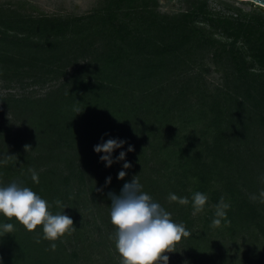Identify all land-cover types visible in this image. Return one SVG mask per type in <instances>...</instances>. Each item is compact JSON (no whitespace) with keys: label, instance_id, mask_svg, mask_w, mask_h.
Segmentation results:
<instances>
[{"label":"trees","instance_id":"16d2710c","mask_svg":"<svg viewBox=\"0 0 264 264\" xmlns=\"http://www.w3.org/2000/svg\"><path fill=\"white\" fill-rule=\"evenodd\" d=\"M185 1L183 12L169 15L157 12V0H103L95 14L74 19H36L0 8L6 88L66 77L41 97L0 96V161L14 156L0 163V187L18 182L31 188L52 214L63 211L76 228L49 241L42 226L29 232L0 215V264H119L120 255L114 261L111 251L117 229L108 193L119 195L134 176L191 233L184 246L199 264L239 262L205 233H192L196 192L208 197L207 232L223 197L230 224L222 220L218 236L233 241L253 230L251 238H264V12L232 9L235 16H224L206 0ZM209 51L221 71L212 89L202 74L186 75L194 58ZM77 108L83 111L76 114ZM109 139L125 141L113 160L121 151L126 155L105 167L104 153L93 149ZM125 162L131 168L123 169ZM121 170L123 180L117 179ZM170 193L189 204L170 202ZM5 223L15 230L4 234Z\"/></svg>","mask_w":264,"mask_h":264},{"label":"clouds","instance_id":"9594fccd","mask_svg":"<svg viewBox=\"0 0 264 264\" xmlns=\"http://www.w3.org/2000/svg\"><path fill=\"white\" fill-rule=\"evenodd\" d=\"M76 114L82 112L77 108ZM125 144L123 140L109 139L102 144L94 146V152L104 153L100 160L105 162V167H110L113 163L123 161L126 153L121 151L119 155L112 159L114 149L121 148ZM147 147V146H146ZM25 151L30 150V146H24ZM133 151L132 146L127 149ZM14 156H5L0 163L7 164L8 160ZM123 169L131 168L129 162H125ZM31 180L38 184V173L34 169H29ZM126 172H118L117 179L123 180ZM111 177L106 178L105 184L110 183ZM142 185L138 178L134 176L131 182H126L119 195L109 192L111 200L110 220L117 229L115 233V246L121 257V264H168L169 257L165 253L176 252V245L182 238L190 237L191 233L183 223H175L171 219V213L167 212L159 203L142 191ZM99 191V189H98ZM264 198V191L260 193ZM170 202H178L180 205L187 206V197H178L170 193ZM256 199L255 196L252 197ZM208 197L196 192L192 197L193 215L202 213ZM264 202V199L261 200ZM58 208L65 209L62 202L57 199L54 201ZM50 205L31 188L22 186L21 183L12 182L7 186L0 187V215L11 220L15 218L29 232H34L38 226H42L44 239L57 241L67 235H72L76 228L73 220L62 212L52 214L49 211ZM230 204L225 203L221 197L215 205V219L212 221L213 227L221 225L222 220L225 224H230L227 220V209ZM12 223H5L2 226L4 234L14 231ZM39 242V241H37ZM56 243H51L50 248L55 250Z\"/></svg>","mask_w":264,"mask_h":264},{"label":"rangeland","instance_id":"374dc122","mask_svg":"<svg viewBox=\"0 0 264 264\" xmlns=\"http://www.w3.org/2000/svg\"><path fill=\"white\" fill-rule=\"evenodd\" d=\"M157 12L160 14H177L183 12L187 6L185 0H157ZM211 11L220 13L224 16H235L232 9L241 10L243 13L264 12V7L258 6L255 2H246L243 0H206ZM103 0H0V8L10 10V13L20 14L23 17L43 18V17H61V18H80L88 17L96 13L103 5ZM213 51V50H212ZM209 51L205 53L203 58L197 56L194 58L196 62L193 65L192 71L188 76L202 74L204 81L209 84V88L221 83V71L217 69V64L213 59V53ZM83 64V61L78 62ZM74 67H69L66 70V75H72L75 71ZM54 70V68H53ZM53 76V75H52ZM49 78V77H48ZM66 78V77H65ZM65 78H60L57 81H49L44 86H32L23 84H10V88L0 81V96H34L41 97L50 90L58 87L64 82ZM195 101V99H193ZM4 125V121L0 118V128ZM76 188V187H73ZM263 199V198H262ZM264 203V202H263ZM264 207V205L262 204ZM206 216L205 212L195 214L194 231L192 233L197 236L199 233H205L209 240L216 241L221 246L220 252L224 256H228L231 260L239 262V264H264V238L260 235L255 239L251 238L249 233H241L232 241L229 238L219 237L222 235L221 228L212 227L211 231L207 232L204 229L203 221ZM219 235V236H218ZM185 239L176 245V252L165 253L169 257L168 264H199V257L185 247ZM71 251V250H70ZM112 255L114 261L118 257L117 250H113ZM107 258V257H106ZM118 259V258H117ZM257 260H260L258 263ZM121 264L120 260H116ZM257 262V263H256Z\"/></svg>","mask_w":264,"mask_h":264},{"label":"water","instance_id":"95a60500","mask_svg":"<svg viewBox=\"0 0 264 264\" xmlns=\"http://www.w3.org/2000/svg\"><path fill=\"white\" fill-rule=\"evenodd\" d=\"M246 2H255L258 6L264 7V0H243Z\"/></svg>","mask_w":264,"mask_h":264}]
</instances>
